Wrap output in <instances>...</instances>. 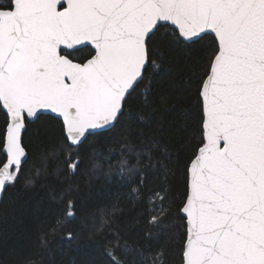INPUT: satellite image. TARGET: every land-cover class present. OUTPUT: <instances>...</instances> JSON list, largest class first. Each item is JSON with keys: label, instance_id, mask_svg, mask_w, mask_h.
Segmentation results:
<instances>
[{"label": "snow or ice", "instance_id": "1", "mask_svg": "<svg viewBox=\"0 0 264 264\" xmlns=\"http://www.w3.org/2000/svg\"><path fill=\"white\" fill-rule=\"evenodd\" d=\"M194 46L204 55L187 81L197 131L175 216L184 229L180 264H264V0H0V192L24 178L29 131L42 117L63 141L49 155H63L74 173L90 136L135 118L129 109L141 86L147 107L159 101L175 111L164 91L169 54ZM117 174L147 178L126 157ZM158 192L149 237L172 212ZM118 211L99 210L90 238L107 230L108 264L130 256L148 264L112 229Z\"/></svg>", "mask_w": 264, "mask_h": 264}, {"label": "trees", "instance_id": "2", "mask_svg": "<svg viewBox=\"0 0 264 264\" xmlns=\"http://www.w3.org/2000/svg\"><path fill=\"white\" fill-rule=\"evenodd\" d=\"M196 47L188 53L169 54L164 91L175 111L159 101L147 107L141 86L139 103L129 109L135 118L112 133L90 136L80 149L82 163L77 172L64 168L63 155L55 159L49 155L63 143L58 124L47 117L35 121L29 131L24 178L9 187L0 202V264H108L107 230L94 238L90 235L99 223V210L114 206L120 211L112 229L142 252L148 264H180L184 229L175 216L185 191L186 158L197 131L195 85L187 81L194 71L199 72L193 60L204 55ZM137 113L145 119L140 120ZM125 157L139 173L147 174L146 180L119 179V161ZM133 187L138 189L135 195ZM160 189L165 190L172 212L166 226L151 229L149 237L153 204L158 206V195H163L153 193ZM69 200L74 207H69ZM70 211L71 217L67 216ZM69 232L74 233L71 239ZM132 259L128 257L129 264Z\"/></svg>", "mask_w": 264, "mask_h": 264}, {"label": "water", "instance_id": "3", "mask_svg": "<svg viewBox=\"0 0 264 264\" xmlns=\"http://www.w3.org/2000/svg\"><path fill=\"white\" fill-rule=\"evenodd\" d=\"M3 193L4 192H0V202H1V199H2V196H3Z\"/></svg>", "mask_w": 264, "mask_h": 264}]
</instances>
